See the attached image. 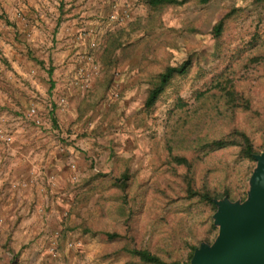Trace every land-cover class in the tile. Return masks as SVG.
Returning <instances> with one entry per match:
<instances>
[{
    "label": "rangeland",
    "instance_id": "1",
    "mask_svg": "<svg viewBox=\"0 0 264 264\" xmlns=\"http://www.w3.org/2000/svg\"><path fill=\"white\" fill-rule=\"evenodd\" d=\"M129 7L124 19L109 18L110 28L76 68L87 172L72 166L68 189L80 192L59 224L35 227L19 244L0 238V264H143L132 249L191 264L194 248L212 247L220 236L218 203L250 201L257 159L242 158L238 147L205 145L238 129L264 153V5L190 0L155 9L131 0ZM188 60V73L147 108L158 76ZM69 139L65 147L77 142ZM177 157L191 162V172ZM188 184L224 196L217 210L188 196Z\"/></svg>",
    "mask_w": 264,
    "mask_h": 264
},
{
    "label": "crops",
    "instance_id": "2",
    "mask_svg": "<svg viewBox=\"0 0 264 264\" xmlns=\"http://www.w3.org/2000/svg\"><path fill=\"white\" fill-rule=\"evenodd\" d=\"M130 4L0 0V130L12 136L11 143L0 139L4 241L19 244L35 227L59 224L70 208L69 198L80 192L68 189L72 166L80 175L87 172L78 69L87 62L91 43L110 28L109 18H123ZM61 98L67 101L65 108L58 106ZM68 134L66 142H77L65 147Z\"/></svg>",
    "mask_w": 264,
    "mask_h": 264
},
{
    "label": "water",
    "instance_id": "3",
    "mask_svg": "<svg viewBox=\"0 0 264 264\" xmlns=\"http://www.w3.org/2000/svg\"><path fill=\"white\" fill-rule=\"evenodd\" d=\"M250 201L244 205L219 202L216 223L220 236L212 246L196 250L191 264H264V153L255 156Z\"/></svg>",
    "mask_w": 264,
    "mask_h": 264
},
{
    "label": "trees",
    "instance_id": "4",
    "mask_svg": "<svg viewBox=\"0 0 264 264\" xmlns=\"http://www.w3.org/2000/svg\"><path fill=\"white\" fill-rule=\"evenodd\" d=\"M146 3L152 7V8H164L167 6H182L186 3H188L190 0H145ZM199 4L206 5L210 3L213 0H197ZM250 3L255 5H264V0H249ZM226 24V18L220 20L214 27L213 34L214 37L218 38L222 36ZM191 67V62L185 61L181 65L176 67H168L163 73H161L156 82L154 83L153 87L149 91L145 106L147 108L153 107L160 97L164 94L167 87L171 84L173 79L176 76H183L186 75ZM228 96H233V93L228 91ZM230 147H238L239 154L242 158L254 161V157L258 155V151L255 148V145L253 144V141L251 137L245 133L244 131L235 129L233 133H231L228 136L215 139L210 141L205 145L206 149L211 150H222ZM175 162L179 165H183L187 169V173L191 172V162L188 161L186 158H175ZM191 183V181L189 182ZM187 194L191 198L200 197L204 202L210 203L215 210H217L216 206V199H221L224 196H216L213 193H199L193 190L192 185L188 184L187 188ZM226 194L225 196H227ZM197 248H194L189 259L192 260L195 250ZM131 255L138 258L143 264H179L176 262L169 263L159 256L153 254L152 252L148 250H137L132 249L129 251Z\"/></svg>",
    "mask_w": 264,
    "mask_h": 264
},
{
    "label": "built area",
    "instance_id": "5",
    "mask_svg": "<svg viewBox=\"0 0 264 264\" xmlns=\"http://www.w3.org/2000/svg\"><path fill=\"white\" fill-rule=\"evenodd\" d=\"M112 19L116 20L117 16H112ZM36 111L35 110H31V114H35ZM0 139L4 140L7 143H11L12 142V136L9 135L8 133H3L2 131H0Z\"/></svg>",
    "mask_w": 264,
    "mask_h": 264
}]
</instances>
